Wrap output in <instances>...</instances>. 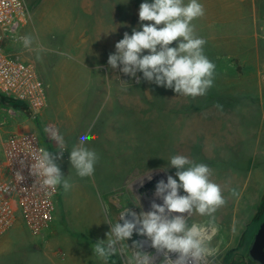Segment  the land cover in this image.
<instances>
[{
    "label": "rangeland",
    "instance_id": "rangeland-1",
    "mask_svg": "<svg viewBox=\"0 0 264 264\" xmlns=\"http://www.w3.org/2000/svg\"><path fill=\"white\" fill-rule=\"evenodd\" d=\"M135 2L140 5L144 0H115V4L107 3L106 28L112 33L118 32L117 36L120 35L121 39L125 32L131 35L134 28L139 29V17L128 11L129 8H134ZM200 2L204 5V0H200ZM60 7L59 4L53 2L46 3L41 8V12L45 13L44 18L39 21L36 20L37 18H33L26 25L30 26L27 27L26 32L35 37L38 44L50 45V40L46 39L48 34L52 35L51 40L54 41L53 35L62 26L61 21L53 19L60 12ZM257 12V20H254L246 8L242 9L240 16L244 18L240 24H237L240 27V33L243 34L245 32L251 33L254 28V33L257 32L255 40L257 41L258 52L261 59L264 60V32L262 29L264 0H259ZM65 23L72 25L74 22L65 21ZM85 23H87L86 29L90 32L96 28L94 17ZM193 23L198 36L201 35L200 37L203 38L208 35L204 30L202 18ZM37 34L40 35V38ZM242 40L243 38L240 36L239 41ZM221 45L230 46L231 43L221 41ZM34 54L36 55L35 52ZM40 55L42 59H40L41 68L39 70L43 75L41 79H43L47 90L46 108L35 120L21 113H17L15 116L2 113L0 117L7 122V126L11 130L38 133L43 148L50 150L53 154L59 155V151H64L56 163L69 179L72 188L68 192H64L61 187L59 200L56 203L55 221L51 229L56 232L58 244L53 246V252L57 250L63 252L64 260L62 263L87 264L90 257L89 251L92 249V245L89 244L90 241L94 244L98 240L107 238L106 233L110 230V225L105 223L107 220L110 219L115 223L119 213L125 208L137 207L141 212H146L151 210L150 206L153 200L159 204L163 203L162 199L158 197L152 199L151 196L144 195L149 201L147 203L142 198L143 195L141 196L136 190L138 188L136 181L145 174L156 171L151 161H158L159 155L166 158L167 155L173 153L174 150L169 146L175 143L179 144L182 139L188 141L192 127L183 121L181 125L174 126V118L167 107L169 105L168 95L175 93L169 88L158 86L143 79L142 73H137V77L140 78L139 82L136 78L127 76L125 82L128 84H124L121 80L117 83L112 82L111 79L108 80L107 73L104 71L103 84H97L95 79L97 73L101 71L84 70V76L79 74L83 78L76 79L69 70L64 69L65 61L60 59L61 61L53 62L46 52ZM20 56L23 57L22 53ZM57 56L58 58L61 57L59 54ZM62 58L70 60L65 54ZM80 72L81 70H79ZM245 72L252 73L256 70H245ZM87 74H90V77ZM242 84L230 86L233 91L237 92L235 95L240 98H242L240 89L235 90L238 86L250 88V90L258 89L256 81L251 77ZM213 88L211 87L204 96L189 97V102H185V104L199 105L201 108L206 106L209 111L213 109L214 105L220 108L221 106L231 108L243 103L246 104V100L233 98L225 101L223 99L226 97L220 95L221 92L219 94L218 91H213ZM141 93L142 95H140ZM152 95L159 97L158 100H149ZM216 95L220 97V100H216ZM139 97H141L142 102ZM146 97L149 98L145 100ZM151 112H156V115L151 116ZM214 119V116L207 118L206 124H213ZM85 134H91L94 137L86 146L97 152L99 160L95 165L94 175L81 178L76 175L75 169L72 168L69 156L72 147L78 144L79 138ZM58 137H62V144ZM247 144L249 143H245V145ZM237 148L239 149L238 146ZM226 159L231 162V156H227ZM260 160V157L254 159L255 169L261 162ZM218 165L222 166L223 164L218 161ZM252 183V181L246 183V192L252 190ZM245 195L247 196V194ZM246 196L242 197L243 203L248 199ZM195 221H198V217L189 219L190 223ZM263 222L264 198L262 208L254 223L247 229L245 228V233L242 232L243 235L241 234L242 237H239L235 247L223 252H229L231 256L228 257L235 260L237 264L253 263L249 250ZM240 223L243 225L242 215ZM206 232L208 234L210 230L206 229ZM140 237L146 240L140 250L159 256L154 262L160 264L163 259L162 254L157 253L151 247V242L147 237L136 234H133L131 239L127 241L129 248L123 247L117 256L110 259L109 264H132L131 249L133 242L139 241ZM36 242V237L19 218L15 228L7 235L0 237V252L7 255L10 260H21L25 251ZM86 245L89 247L83 249L82 247ZM210 247L218 248V246ZM170 256L172 259L176 258L174 253ZM97 262L103 264L96 258L95 264Z\"/></svg>",
    "mask_w": 264,
    "mask_h": 264
},
{
    "label": "crops",
    "instance_id": "crops-1",
    "mask_svg": "<svg viewBox=\"0 0 264 264\" xmlns=\"http://www.w3.org/2000/svg\"><path fill=\"white\" fill-rule=\"evenodd\" d=\"M25 2L30 11L29 22L33 18H37L38 21L44 18L45 13L41 12V8L46 3L53 2L61 6L60 12L53 19L61 21L62 26L53 35L54 41L51 40L52 35L48 34L46 39L50 40V45L42 46L46 49L44 52L49 55L53 62H58L60 59L65 61L64 69L69 70L74 78H81L79 74L84 76V70L101 71L97 73L95 79L97 84H103L104 71L107 73V79H111L114 83L120 80L125 81L128 78L119 68L112 69L108 64L109 55L115 53V44L121 40L120 35L117 36L118 32L112 33L106 28L105 23L107 3L115 4V0H25ZM258 5L259 0H204L205 15L201 18L204 30L208 34L203 37L207 42L204 51L206 55L209 54L207 57L216 65L213 91H218L219 94L221 92L220 95L226 97L223 99L225 101L233 98L246 100V104L243 103L231 108H224L223 106L220 108L214 105L213 109L209 111L206 106L201 108L199 105L185 104V102H189V97L177 95L171 89L175 94L168 95L169 105L167 108L174 118L173 124L179 126L182 121L187 123L192 127L191 135H189L188 141L182 139L179 144L175 143L169 146L174 151L166 158L159 155L158 161L150 162L156 168L155 170H161L166 177L172 175L174 178H176V169L170 167L168 161L172 155L176 154L207 164L212 169L211 178L221 186L227 203L215 213V221L211 226L207 225V217H200L195 214L194 217H190H198V221L195 222L205 225V234L210 241V246H218V248L211 247L212 255L209 257V264H216V262L219 264H237L235 260L228 257L231 256L229 252L224 253L223 251H229L235 247L242 232L244 234L248 226L254 223L262 208L264 198V60L261 59L258 52L257 41L255 40L257 32L254 33V28L251 33L245 32L243 34L240 33V27H238L244 18L240 16L241 10L244 8L251 13L250 17L252 16L254 20H257ZM139 6L135 2L134 8L128 9L129 13L139 17L137 16ZM91 17L96 20V28L90 32L86 29L87 23L85 22L90 21ZM65 21L74 23L67 25ZM26 25L22 28L23 34L24 32L28 34L26 30L29 25ZM70 27L72 28L70 29ZM240 36L243 38L242 41H239ZM221 41H226L231 45H221ZM0 46L9 53L19 56L22 53L23 57H20L33 63L40 78H43L39 70L41 68L40 59L36 58L34 52L24 49L20 42H12L7 38L0 41ZM58 54L61 57L58 58ZM64 54L70 60L62 58ZM253 69L256 72H245V70ZM79 70H81L80 73ZM87 75L90 77V74ZM249 77L256 81L258 89L250 90V88L238 86L235 90L240 89L242 98L236 96L237 92L233 91L230 86L233 84L243 85L242 82L248 80ZM148 98L146 97L145 100ZM158 98L152 95L149 100L155 99L157 101ZM139 100L142 102L141 97ZM216 100H220L217 95ZM5 103H7L5 100L1 102L0 108H3ZM5 107L7 108V106ZM0 114H2L1 111ZM150 115L154 116L156 112H151ZM211 116L215 117L214 123L206 124V119ZM188 130L190 129L188 128ZM205 133L206 135H204ZM245 143L249 144L245 145ZM227 156H231V162L226 159ZM256 157H260L261 162L255 169L256 164L253 161ZM218 161L224 166L218 165ZM159 177L160 180H164L161 175ZM249 180L253 182L252 190L246 192L245 185L250 182ZM233 188L239 192V197L230 195ZM180 194H184L183 190ZM244 196L248 199L243 203L242 197ZM241 215L243 225L240 223ZM51 228L33 234L37 242L25 251L21 260H10L7 255L0 252V264H66L62 263L64 255L61 250L53 252V246L58 244V240L55 236L56 232ZM206 229L210 230L208 234ZM92 243L90 241L89 244L92 245ZM86 247L89 246L86 245L82 248L87 249ZM89 255L87 264L88 262L95 264L96 257L93 255L92 249L89 251ZM153 257L156 261L159 256L153 255ZM249 264L256 263L253 261Z\"/></svg>",
    "mask_w": 264,
    "mask_h": 264
},
{
    "label": "clouds",
    "instance_id": "clouds-1",
    "mask_svg": "<svg viewBox=\"0 0 264 264\" xmlns=\"http://www.w3.org/2000/svg\"><path fill=\"white\" fill-rule=\"evenodd\" d=\"M204 15L205 7L200 0H144L139 6V29L134 28L131 35L124 33L115 44V53L109 55L108 64L136 78L137 82L140 79L137 73H142L143 79L172 89L177 95L192 98L206 95L213 86L216 65L205 54L207 42L196 34L193 23ZM16 39L24 49L35 52L38 60L46 51L31 34ZM93 138L91 134L82 135L70 151L71 166L81 178L93 176L99 160L97 152L86 146ZM58 139L62 144V137ZM63 152L55 155L40 148L30 171L40 179L42 186L62 187L68 192L72 184L56 163ZM20 164L23 167L25 161L21 160ZM168 165L176 169V178L168 175L166 182H157L154 195L162 199V204L153 200L151 210L139 215L125 208L115 223L110 219L105 222L110 225L107 238L91 246L93 255L103 264H109L123 247H128L127 241L134 232L147 237L151 247L162 254L160 264H209L212 249L205 225L190 223L189 219L195 214L207 217V225H213L215 213L226 205L227 199L221 186L211 178L213 172L207 164L176 154L170 157ZM16 174L23 179L19 172ZM230 195L239 197V192L233 188ZM142 246L141 241L133 242L132 264H155L151 253L140 250ZM173 253L175 259L170 256Z\"/></svg>",
    "mask_w": 264,
    "mask_h": 264
},
{
    "label": "built area",
    "instance_id": "built-area-1",
    "mask_svg": "<svg viewBox=\"0 0 264 264\" xmlns=\"http://www.w3.org/2000/svg\"><path fill=\"white\" fill-rule=\"evenodd\" d=\"M29 19L25 0H0V41L19 42L16 37L23 35ZM4 100L7 103L1 113L26 114L35 120L47 106V90L33 63L0 46V103ZM40 148L38 133L11 130L0 117V237L13 230L19 218L32 234L53 226L61 187L42 186L31 174L30 166ZM21 160L25 161L23 167Z\"/></svg>",
    "mask_w": 264,
    "mask_h": 264
},
{
    "label": "water",
    "instance_id": "water-1",
    "mask_svg": "<svg viewBox=\"0 0 264 264\" xmlns=\"http://www.w3.org/2000/svg\"><path fill=\"white\" fill-rule=\"evenodd\" d=\"M151 176V179H148V176ZM161 175L166 181L167 177L165 176L164 172L161 170H156L155 172H150L142 176L136 181V185H138V189L140 191V194L145 196H155V189L156 184L158 181H160ZM156 197V196H155ZM133 212H135L137 215H139V210L137 209H131ZM131 218V217H129ZM122 223V221H121ZM137 234V233H133ZM139 235V234H137ZM144 239L139 238V241H143ZM249 255L252 258L253 261H255L258 264H264V223H262L255 235L253 244L249 250Z\"/></svg>",
    "mask_w": 264,
    "mask_h": 264
},
{
    "label": "flooded vegetation",
    "instance_id": "flooded-vegetation-1",
    "mask_svg": "<svg viewBox=\"0 0 264 264\" xmlns=\"http://www.w3.org/2000/svg\"><path fill=\"white\" fill-rule=\"evenodd\" d=\"M164 181L166 182L165 179H164ZM136 190L140 193V191H139L138 188H137ZM141 196H142V194H141ZM151 197H152V199H155V196L152 195ZM142 198L145 199V201H146L147 203L149 202V201L146 200V197H144V195L142 196ZM132 208H133V209H137V210H139V212H141L140 209L137 208V207H132ZM263 223H264V222H263Z\"/></svg>",
    "mask_w": 264,
    "mask_h": 264
},
{
    "label": "bare ground",
    "instance_id": "bare-ground-1",
    "mask_svg": "<svg viewBox=\"0 0 264 264\" xmlns=\"http://www.w3.org/2000/svg\"><path fill=\"white\" fill-rule=\"evenodd\" d=\"M176 215V214H175ZM143 243H144V241H143ZM160 254V253H159Z\"/></svg>",
    "mask_w": 264,
    "mask_h": 264
}]
</instances>
